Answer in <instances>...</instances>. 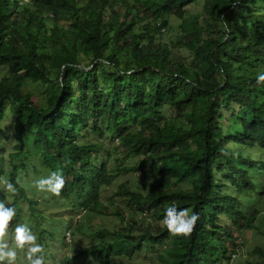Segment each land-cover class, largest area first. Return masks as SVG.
<instances>
[{
    "label": "trees",
    "instance_id": "1",
    "mask_svg": "<svg viewBox=\"0 0 264 264\" xmlns=\"http://www.w3.org/2000/svg\"><path fill=\"white\" fill-rule=\"evenodd\" d=\"M21 1L0 0V67L8 68L0 79V178L22 191L40 226L46 222L23 179L35 145L46 167L65 177L58 204L116 213L118 227L90 232L102 241L81 254L109 260L171 239L153 256L158 264L229 262L240 244L235 232L254 227V203L264 195V82L256 83L264 0ZM172 18L175 37L165 32ZM29 82L56 86L43 97ZM10 119L12 133L4 126ZM111 135L138 157L130 169L152 177L147 193L124 187L135 203L129 216L121 207L108 212L101 200L114 171L129 169L102 159ZM173 203L198 214L186 236L162 221ZM254 253L259 258L244 264H264V249Z\"/></svg>",
    "mask_w": 264,
    "mask_h": 264
},
{
    "label": "rangeland",
    "instance_id": "2",
    "mask_svg": "<svg viewBox=\"0 0 264 264\" xmlns=\"http://www.w3.org/2000/svg\"><path fill=\"white\" fill-rule=\"evenodd\" d=\"M31 1L33 0H22L21 2L24 4ZM201 10V3H199V5H196L193 12H201ZM178 22L179 20L172 18L171 24L173 26L165 30L169 37L176 36L178 32ZM179 52L186 56L188 61L192 60V54L188 49L182 48L179 49ZM7 70V67H0V79ZM54 86H56V84L44 85L29 82V87L43 97H45ZM4 126L9 133L13 132L14 123L12 119L4 121ZM106 139L107 143L104 145L103 150H101L103 155L102 159L107 161L109 168H113L114 170L117 167H128L129 169H121V171L116 169V171H114L113 182L110 186H105L103 188L101 200L103 205L109 210L108 212H115L116 207H121L124 209L126 215L129 216L132 214V210H134L135 203L130 195L123 193L124 187L131 190L138 189L143 193H147L150 190L152 177L151 174L146 173L141 167L135 170L130 169L132 166H136L138 157L128 154V148L122 144L120 138H114L111 135ZM31 146V149L35 153L27 163L28 172L27 175L23 176V179H27L28 183H30V185L32 184L29 190V196L31 198H38L40 206H42H34V211L37 210V208L40 210L43 208L47 215V221L41 226L37 223L36 219L27 209L29 208L28 206L31 205L30 202L22 198V191L18 189L15 195H17L19 199L14 203V197H11L5 192L6 189L4 185L6 182H9V180L5 177L0 178V190L5 193V197H2V200L5 201L6 206L11 205L16 209V215L13 217V220L10 221L7 229L6 238L10 247L15 248V225L17 223H26L37 235V243L43 245L45 264H59L65 257L70 258L76 264H158L156 259H152L153 256L159 254L168 246H171V239L164 241V243L158 246L160 248L159 250L154 251L155 249L153 247H149L146 243H143L142 246L133 250L131 255L114 254L109 260L106 258L100 259V257H96L92 252L85 254L77 252L81 248L101 242L102 237L91 235L90 232L101 229L102 226H111V229H114V227L117 228L119 224L118 220H120L119 216H117L116 213L99 215V213L89 211L86 208H84L85 210L81 209V211H79L80 209L78 207L69 205L66 207L68 209H64V202L58 204L60 193L53 194L46 190L38 189L34 181L40 177L49 175L51 171L46 167L43 158L36 151L35 145ZM3 164L5 170L10 169L8 162H4ZM260 180H264V176L260 177ZM247 196H250V200L256 198L255 195L249 193ZM257 196V201L254 205L259 210V214L254 222V227L235 232L236 235L239 234L238 236H240V244L237 247V251H235L236 253L232 255V259L229 262L224 260L222 264H244L247 259L259 258V255L254 253V249L257 246L264 249V195L261 196V194H259ZM141 215L142 214L139 213L138 216L140 217ZM155 220H157L156 216ZM227 221H229L228 218ZM77 226H80L81 231H75ZM49 230L54 232V235H51L48 232ZM69 233L71 235H69ZM111 235L112 233L107 234V239H111ZM27 247L28 246L25 245L22 249H16L17 257L15 264H28Z\"/></svg>",
    "mask_w": 264,
    "mask_h": 264
},
{
    "label": "clouds",
    "instance_id": "3",
    "mask_svg": "<svg viewBox=\"0 0 264 264\" xmlns=\"http://www.w3.org/2000/svg\"><path fill=\"white\" fill-rule=\"evenodd\" d=\"M238 2V0H237ZM264 82V71L256 74V83ZM35 186L40 190H46L53 194H59L65 184V177L61 171H52L49 175L40 177L34 181ZM5 189L9 192H16L12 182H6ZM16 215V209L0 200V264H15L16 249H22L27 245L28 264H45L43 245L37 243V235L26 223H17L14 228L15 248L10 247L7 240V229L10 221ZM198 220V214L189 212L186 208H178L173 203L164 210L163 223L170 233L176 235H188L191 233ZM69 235H71L69 233Z\"/></svg>",
    "mask_w": 264,
    "mask_h": 264
}]
</instances>
